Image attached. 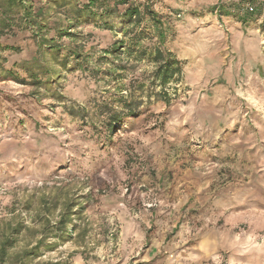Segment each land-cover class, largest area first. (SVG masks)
Wrapping results in <instances>:
<instances>
[{"label":"rangeland","instance_id":"374dc122","mask_svg":"<svg viewBox=\"0 0 264 264\" xmlns=\"http://www.w3.org/2000/svg\"><path fill=\"white\" fill-rule=\"evenodd\" d=\"M132 3L158 24H81L60 59L89 58L51 89L0 82V221L27 227L14 251L72 203L76 231L33 264H264V0ZM0 43L20 49L5 69L42 55L27 33ZM157 49L182 69L168 104ZM129 105L140 116L108 134Z\"/></svg>","mask_w":264,"mask_h":264},{"label":"trees","instance_id":"16d2710c","mask_svg":"<svg viewBox=\"0 0 264 264\" xmlns=\"http://www.w3.org/2000/svg\"><path fill=\"white\" fill-rule=\"evenodd\" d=\"M132 2L133 0H0V39L8 35L17 38L18 33H27L33 42L38 44V52L42 53L41 57H34L30 65L19 67L14 64L12 69H5L0 63V82L12 81L23 86L50 88L56 83L57 77L70 70V58L76 64H81L89 58L78 45L75 49H69L67 55L60 59L65 47L58 41L63 38L75 39L77 35L72 31L78 29L81 24L94 23L100 28H107L106 23L103 26V23H100L118 16L131 27L126 32L127 35L140 28L145 19L149 18V24L152 26L158 24L155 13ZM121 6L126 7L123 12L119 11ZM52 15L57 17L53 24L48 20ZM52 31L56 34L54 37H50ZM144 37V31L141 33L136 31L132 37L134 45L140 44ZM19 50L14 45L0 43V52L17 53ZM140 54L146 55V52L142 51ZM154 59L156 62H162L156 74L162 89L159 92V99L167 104L171 103L176 96L169 93L166 87L181 80L182 69L179 62L171 57L165 58L159 49L155 50ZM19 70L25 77H21ZM113 115L105 125L108 134L120 132L125 126L123 119L139 117L140 113L136 109H131L129 105L127 113ZM75 215L74 204L67 203L57 222L52 223L49 217L45 219L40 217L42 230L39 239L34 245H27L19 252H15L14 249L19 236L27 227L22 221L16 223L12 219L0 221V264H33L39 259L43 248L47 251L54 248L52 245H45L49 238L54 237L63 243L72 230L76 231Z\"/></svg>","mask_w":264,"mask_h":264},{"label":"built area","instance_id":"2783aa9c","mask_svg":"<svg viewBox=\"0 0 264 264\" xmlns=\"http://www.w3.org/2000/svg\"><path fill=\"white\" fill-rule=\"evenodd\" d=\"M249 10H250L251 12H253V11H254L253 7H250V8H249Z\"/></svg>","mask_w":264,"mask_h":264}]
</instances>
